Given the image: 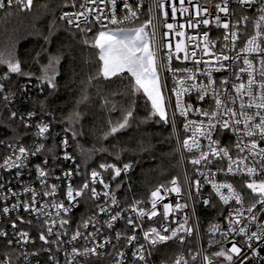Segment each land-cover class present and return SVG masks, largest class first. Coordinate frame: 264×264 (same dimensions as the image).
Listing matches in <instances>:
<instances>
[{
    "label": "snow or ice",
    "instance_id": "1",
    "mask_svg": "<svg viewBox=\"0 0 264 264\" xmlns=\"http://www.w3.org/2000/svg\"><path fill=\"white\" fill-rule=\"evenodd\" d=\"M13 3L21 9H30L32 0H0V9H5L11 6ZM71 7L77 6V0H70ZM230 0H220V3L215 4L216 15L214 16L215 25L217 28L222 27L225 29V33L222 37V47L218 53L213 50L216 47V40L209 39V33H197L196 36H188L187 44L183 39L186 36L184 31L185 25L188 28H199L201 25L207 26L210 23V19L207 17L212 16L210 8L212 7L213 0H205V4H201L200 0H188V6L185 5V0H178L179 6H177V0H154L155 9L159 12L158 16L150 15L149 18L141 24L135 27H109V25H123L125 23H133L139 19V5L136 8L128 2L123 0V8L121 9L124 14L118 16L116 12L117 0H80L79 10L76 12H64L61 19L66 20L69 26V33L75 38L76 33L72 32V29H78L82 37V43L84 45H90L91 47L98 49L99 61L102 62L99 68V74L105 79H111L112 77H118L123 79V73H128L130 76L128 91L131 94L143 92L147 97V100L151 103V111L149 117H159V121L164 123H171L174 130L177 128L176 115L179 113L181 117L185 118L183 124L184 131L187 133L191 131L192 135L182 141L181 148L189 153H192L195 149L199 152V155L193 156L190 163L194 167V172L199 176L205 177L204 181L195 180L192 177L185 175L187 184V196L188 198H194L192 188L194 187L195 195H200V188L202 183L211 182L212 188L215 190V195L219 197V200L224 205H229L230 201H235V204L240 205V208L231 207L228 216L225 217L227 221V230H225L220 224H214L210 227V238L208 241L209 247L219 245V249L211 254H208L207 249L199 250L196 255H191V260L195 261L197 256L202 257L203 264H244V261L248 259V256L241 255L242 247L237 246L235 240H229L231 234L244 235L246 240L242 244H247L248 248L252 250L253 257L258 253L255 251L253 240L264 241V0H235V3L242 10L246 11L249 8H253L257 3L259 7L255 9V15H241L239 19L232 21V17L236 15L235 9L230 12L229 8ZM110 4L111 8L106 11L107 5ZM89 5H95L90 7ZM105 5V7H100ZM190 8L195 9L194 16L189 15L188 19L182 23L169 22V11H171V17L175 21L177 12L182 16L185 13H190ZM126 10V11H125ZM153 11L152 7L149 8V13ZM219 13L225 14V19H222ZM91 17V18H90ZM251 23L254 29L253 33L249 35L247 26ZM244 27L241 28L240 25ZM83 25V26H82ZM99 25L100 30L89 38V33L93 32V29ZM231 25V28H230ZM166 29V31H162ZM170 34H174L181 39L173 45L169 39ZM203 36V41L197 40L198 36ZM243 39V46L239 49L235 56H229L227 51H235L237 47V41ZM196 40L194 49H198L202 56H213L214 62L217 65L215 69L211 68L212 61H205L201 58H197V51H189V45ZM201 43L203 47H201ZM180 53H183V60L187 61L191 59L195 66L204 64L206 69L202 72V75L206 78L207 83H196L201 70L199 67L194 68H172V61L175 57L176 60H180ZM243 54V56H241ZM39 55V54H38ZM59 56L50 57L47 66L43 68V74L38 79L41 84H46L48 87L55 88V65L59 63ZM243 60V64L237 63V61ZM232 61L227 65L224 61ZM254 60H258L260 67L256 68ZM0 66L6 67V72L0 75V97H2L3 103L6 106L12 97L14 92L9 89L5 91L6 82L10 81L13 74L20 76H28L31 78V73H25L22 71L21 64L18 60L12 57L5 58L0 54ZM238 69V71H237ZM231 70V77L222 79L217 85L213 79L212 71ZM165 72L172 73L173 86L171 93L175 95V104L172 105L171 95H165V90L168 89L167 78L164 77L162 82V76ZM183 73L182 78H178L177 74ZM247 74V80H244L242 74ZM259 74L260 79L257 80L256 74ZM89 79H92L90 77ZM191 81V83H188ZM196 92V100L198 102H205L208 99V107H196L194 108L191 103H186L184 100L185 95H191ZM246 98V99H245ZM88 97L85 94L81 96V102L87 101ZM107 104V99L105 100ZM172 108L171 119L169 118V108ZM206 118V121L202 119L199 123L193 120H189V113ZM35 112H29L27 119L21 115L19 117L21 123L25 128L29 127L28 121L35 115ZM11 117L16 118L17 112L12 111ZM80 118L79 112H74L69 119L78 121ZM134 109L132 106L122 110L121 119L111 124L110 130L106 133L105 138L108 135H114L128 127L134 122ZM158 121V122H159ZM38 128L37 135L45 137V134L49 132L48 123H40L36 125ZM219 129L231 130L235 135V143L229 146H221L219 139H213L212 133L218 132ZM77 133H73L76 135ZM204 137L209 141L208 151H204L200 141L197 137ZM191 141V142H190ZM65 148L68 146V141H63ZM10 150V154L7 155L3 163L0 164V169H17V176L21 174V170L27 167L29 156L38 154L45 148L44 144H39L34 150L29 149L19 140H13L7 145ZM233 149L235 153L233 155ZM214 158H218L220 162L227 160V168L219 167L217 170L222 172L225 176L223 182H214L209 180V176H214L215 173H211V166L214 163ZM64 159L70 160L72 157L65 152ZM45 163L47 161L45 160ZM131 165L125 164L123 168L116 167L114 164L101 163L99 168L104 173L112 170L114 175L111 179L114 181L121 175L122 172H127ZM201 168L208 169L207 172L202 171ZM38 178L43 185L42 193H38L35 189L25 187V193H31L30 201H20L19 193L12 192L11 189L8 193L11 196L17 197L16 203L11 206H4L0 210V215L8 216L11 212H19V209L23 207L25 212L30 215H35L37 221H43L39 224L40 234L39 239L44 244L57 245V251H59V245L64 243L60 237L66 235V232L55 231L57 225L61 229L69 223L65 218L66 214L74 206L73 202H79L78 198L87 195L92 200H99L103 195L111 201V205L119 207L118 201L110 189V184L106 182L105 176L101 171L92 169L90 178L87 177L83 184L77 188H73L71 183L68 184L65 196L68 201V205L65 206L63 201H57L53 199L50 203L45 201L36 207L38 200L37 197L42 195L44 197H55L57 192V185H52L51 188L47 186L46 172L40 165L36 166ZM80 168L77 166V173L79 174ZM243 177L248 176L250 179L245 181L244 184L247 189H250L252 193L256 194L254 202L249 203L246 211L249 213L248 217H244V196L242 192L238 190L233 183L228 181V176ZM65 178L69 181L72 176V172L64 173ZM256 177H259L257 182ZM103 186L105 191L98 192L96 185ZM172 187L161 184L150 193L149 203L151 208L145 210L142 207H138L142 201H136L130 206V210L137 215L136 222L131 216L127 218V224L132 226V231L135 233L136 228L141 227L143 224V218L147 216L148 220L153 217L160 216L163 221L158 222V227H149L143 231L144 240L152 247L157 244L163 243L169 240H178L183 243L185 235L190 236L193 233V227L189 226L187 216L182 221H169V216L174 211L182 210L188 207L187 203H179L178 201L173 206L171 203H162L167 193H181V186L177 183L176 179L171 181ZM4 188L3 184H0V190ZM227 190V194L222 191ZM162 191L165 195H162ZM0 198L4 200L9 199L8 194H3ZM211 198V194H210ZM107 202V201H106ZM204 204L209 203V199L203 200ZM158 204L162 211H158ZM259 204L260 208L256 211V205ZM49 208L56 209L53 214L49 211ZM100 213H108L110 219L105 221L107 226L111 228L113 223L119 219H122V211H117L115 215H111V208L97 205ZM61 211L65 214L61 215ZM17 220L21 223H25L23 217L17 215ZM92 219L83 221L81 225L77 226L76 232L71 236V241H76L81 235L80 227L87 228ZM31 224L32 221H26ZM175 223V228L171 227V224ZM255 227V231H251L252 227ZM17 225L15 221H12V228L16 229ZM46 232V234H45ZM99 228H97V233ZM167 233V234H165ZM184 233L185 235H180ZM219 234V239H216V234ZM17 236V243L28 244L31 242L29 233L27 231L15 232ZM96 233H89V236L95 237ZM0 236H7V233L0 231ZM55 236V240H49V237ZM124 237L127 245H131L133 241H137L138 237L133 234L128 236L126 233L117 232L116 239L120 240ZM86 239L88 237H85ZM12 240L8 241L11 245ZM105 244L111 243L109 239H105ZM231 243V248H227L224 245ZM97 247L103 248L104 244L94 246L92 248L85 247L82 251L73 246L71 253H65L71 256V259L67 261V264H79L77 260L78 256H90L100 255L97 253ZM115 248V245L113 246ZM51 251V249H48ZM145 245L138 244L135 250L132 252V256L139 261H145L146 257ZM37 253H21L24 258V264H29L27 257L29 255H36ZM150 254V253H149ZM116 255L119 259L116 260V264H124L125 253L117 251ZM237 258V259H234ZM50 260L54 264H58L55 256H50ZM0 264H13L11 257L8 260H0ZM175 264H189V261L185 258L183 253L175 259Z\"/></svg>",
    "mask_w": 264,
    "mask_h": 264
},
{
    "label": "built area",
    "instance_id": "2",
    "mask_svg": "<svg viewBox=\"0 0 264 264\" xmlns=\"http://www.w3.org/2000/svg\"><path fill=\"white\" fill-rule=\"evenodd\" d=\"M34 0H32L33 3ZM63 1V8L60 12V19L64 12H76L79 10V2L80 0H77V6L75 8L71 7L70 0H62ZM128 2L133 6V8H136L139 5V12L138 16L139 19L136 20L133 23H125L123 25H109V27H129V26H137L138 24L143 23L146 21L150 15L152 16H158L159 12L155 9L154 6V0H128ZM201 4H205V0H200ZM220 3V0H213L212 7L210 8V11L212 12L211 17H207L210 19V23L207 26L201 25L199 28H188L187 25H185V33L186 36L183 38L185 40V43L187 44V37L188 36H196L197 33H203L208 32L209 33V39L216 40V47L213 50L215 53H218L220 48L223 46L221 41L223 34L225 33V29L222 27L217 28L215 25L214 16L216 15V9L215 4ZM167 4V0H166ZM185 5L188 6V0H185ZM16 6L15 3H13L11 6L7 8H11ZM90 7H95V5H89ZM177 6L178 0H177ZM205 6H207L205 4ZM100 7H105V5H100ZM152 7L153 11L149 13V8ZM259 7V4L257 3L253 8H249L246 11L242 10L240 7L237 6L235 3V0H230L229 8L230 12L235 9L236 15L232 17V21L235 22V20L239 19L241 15H255V9ZM5 9H0V13H2ZM111 8V5L108 4L106 7V11ZM123 8V0H117L116 5V12L118 16H122L124 12L121 11ZM126 11V10H125ZM169 11V22L172 23H182L185 22L189 15H193L195 13L194 8H190V13H185L183 16L177 12L176 20L174 21L171 17V11ZM222 19H225L224 13H219ZM91 18V17H90ZM64 22L66 20L61 19ZM67 23V22H66ZM99 27V25H97ZM241 28L244 27L243 24L240 25ZM231 28V25H230ZM247 30L249 35H251L254 31L252 24L249 23L247 26ZM162 31H166V29H162ZM169 39L175 45L181 38L176 37L174 34H170ZM197 40L203 41V36H198ZM196 40L192 42L191 45H189V51L196 50L197 51V58H201L205 61H212L213 63L210 65L211 68L215 69L217 65L214 62L213 56H202L200 54V51L198 49H194V45L196 44ZM243 46V39L237 41V47L235 51H227V54L231 56H235L236 53L239 51V49ZM201 47H203V44L201 43ZM183 53H180L181 59L176 60L175 57L172 61V68H194L199 67L201 70L199 73H197L198 79L196 83H200L201 81L204 83H207L206 78L202 75V72L206 69V66L204 64H200L199 66H195L193 61L191 59L185 61L183 60ZM243 56V54H241ZM229 63H232V61H224V64L227 65ZM239 64H243V60L237 61ZM254 65L256 68H259V62L258 60H254ZM238 71V69H237ZM5 72H2L0 70V75L4 74ZM183 73H178V78L183 77ZM213 79L216 81L217 85L219 82L227 77H231V79H235L234 76L231 75V70H221V71H212ZM244 77V80H247V74H242ZM164 77L167 78L168 83V89L165 90L166 98L167 96L171 95L172 97V105L174 107L175 104V95L171 93V88L173 86V80H172V73L171 72H165L162 76V82ZM257 80L260 79L259 74H256ZM188 83H191L189 81ZM44 84H41V82H32V81H26L22 82L19 85L20 89H17L15 86L11 85L8 82L5 84V91L7 92L9 89H11L12 92L15 93V95L12 97L10 102L6 105L8 108L10 119L15 120L19 123L20 127H23L21 130L20 127H11L13 131V135L15 136V140H19L20 143L24 144L29 149H35L39 144H44L45 148L41 150L38 154L34 156H29L27 167H25L23 170H21V174L17 176V169H0V184L4 185V188L0 190V196L3 194H8L9 199L4 200L0 198V210L4 206H11V204L16 203L17 197L11 196L8 193V190L11 189L12 192L19 193V200L20 201H30L31 200V193H25L24 188L30 187L35 189L38 193H42L43 185L41 184L40 179L38 178L36 166L40 165L46 172H48L47 176V186L48 188H51L52 185H57V192L55 197H44L42 195L37 197L38 203L36 207H40L42 203L45 201H48L49 203L55 199L57 201H63L65 206L68 205V201L66 199L65 193L68 187V184L71 183L73 188H77L81 186L87 177L90 178V173L92 171H85L81 165V163L78 160V157L73 153L72 151V145L67 137V135H63V137L60 140H56L53 138L52 135V128L50 123L40 115L35 109H23V103L22 99L26 95H32L34 92H39L42 90ZM196 92L193 91L191 95H185L184 100L186 103H191L194 108L196 107H208V99L206 98L205 102H198L196 100ZM29 99V98H28ZM246 99V98H245ZM0 102H3L2 97H0ZM16 111L17 117L12 118L11 112ZM29 112H35L36 114L31 118V120L28 121L29 127L25 128L24 125L21 123L19 117L23 115L27 119V114ZM171 112L172 108H169V118L171 119ZM176 124L177 128L176 130L173 129L171 123H165V125H170L173 132L174 137L176 141L177 151L180 159V167H181V175L180 176H174L170 181L165 184L169 188L172 187L171 181L173 179L177 180V183L181 186V193L178 195L176 193H165L162 191V195H165V199L162 201V203H171L173 206L178 201L179 203H187L188 207L179 210L174 211L169 216V221H182L185 216L189 218L188 224L189 226L193 227V233L188 236L184 233H180V235H185V240L183 243H180L178 240H169L165 241L163 243L157 244L155 247L150 246L143 238V230H147L149 227H158V222H163L161 220L160 216L153 217L151 220H148L147 216L143 218V224L141 227L136 228L135 233L132 231V226L127 224V218L129 216L132 217V219L136 222L137 221V215L135 212H132L130 210V206L136 202V201H142L138 207H142L145 210L151 208V204L149 203L150 199V193L155 188L159 187L160 185H157L153 187L147 197L139 198V199H126L124 198L116 189V182L122 179H126L127 176L130 174L131 169L133 167L132 162H126L123 164H117L113 162H108L107 164H114L116 167L123 168L125 164L131 165L129 170L125 173L122 172L119 177L116 178V180H112L111 177L114 175L112 170H109V172L104 173L103 170L99 168V164L96 168L98 171H101L102 175L105 176L106 182L110 184V189L112 193H114L119 207L116 205H111V201L108 200L103 195L100 196L99 200H92L87 195L82 196L78 198L79 202L76 203L73 202L74 206L71 208V210L66 214L65 218L68 219L69 223L64 226L63 229L57 225L55 231L60 232H66V235H62L60 239L64 242L61 245H59V251H57V245L55 244H44L43 241L39 239L40 234V228L39 224H42L43 221H37L35 215H30L28 212H25L23 207L19 209V212H11L8 216H2L0 215V231H4L7 233V236H0L6 244L8 245L9 251L4 255L0 256V260H8L9 257H11V260L13 261V264H24V258L21 255V253H37L36 255H29L27 257V260L29 264H43L44 259L47 258L52 264L54 262L49 259L50 256H55L56 261H58V264H67V261L71 259V256L66 255L65 253H71V250L73 246H75L79 250H83L85 247L92 248L94 246L104 244L103 248L97 247V253H100V255H90L87 257L84 256H78L77 260L79 261V264H116V260L119 259V257L116 255L117 251L124 252L125 253V259L124 264H175V259L177 256H179L181 253L185 256V258L189 261V264H203L202 257L197 256V259L195 261L191 260V255H196V253L201 249H207L208 254H211L212 252H215L219 249V245H214L212 247H209L208 241L210 238L209 229L214 224H220L225 230H227V221L225 220V217L228 216L229 211L231 210V207L240 208V205L235 204V201H230L229 205H224L222 201L219 200V197L215 195V190L212 188L211 182L202 183V186L200 188V195H195V188H192V193L194 198H188L187 196V184L185 180V175L192 177L193 181L195 180H201L204 181L205 177L199 176L197 173L194 172V167H201V166H193L190 163V160L193 156L199 155V152L195 149L192 153L187 152L186 150H182L181 144L182 141L186 138L191 137L192 133L191 131L185 132L183 128V124L185 122V118L181 117L179 113L176 115ZM189 120L196 121L199 123L202 119L206 121V118L195 115L194 113H189L188 118ZM40 123H48L49 124V132L45 134V137H40L37 135L38 128L36 125ZM200 141V144L203 147L204 151H208V144L209 141L205 139L204 137H197ZM213 139H219L221 146H229L231 144L235 143V135L232 133L231 130L228 129H219L218 132L212 133ZM67 139L68 146L65 148L63 141ZM13 139H9L3 131H0V164L3 163L4 158L10 154V150L7 148V145L12 142ZM191 142V141H190ZM261 146H264L262 144ZM65 152H67L72 159L66 160L64 159ZM235 153V149H233V155ZM45 160L47 163H45ZM77 166L80 168L79 174L77 173ZM219 167L227 168V160L220 162L218 158H214V163L211 166V173H215L214 176H209V180L214 182H223L225 180V176L222 172H219L217 169ZM202 171L207 172L208 169L201 168ZM72 172V176L70 181L65 178L64 173L66 172ZM228 181L233 183L234 186L242 192V195L244 196V217H248L249 213L246 211V208L249 203L254 202L256 199V194L252 193L250 189H247L244 182L248 181L250 178L248 176H237L232 177L231 174L228 176ZM257 182H259V177H256ZM98 192L105 191L103 189V186L100 184L96 185ZM225 194H227L226 189H222ZM211 194V198H210ZM209 199L208 204H204L203 200ZM107 201V202H106ZM101 205L104 207H110L111 208V215H115L117 211H122V219L117 220L113 223V226L109 228L105 221H108L110 219V215L108 213H100L99 209L97 208V205ZM260 208V205L257 204L256 208L253 209V211H256ZM49 211H51L53 214L55 213L56 209L49 208ZM158 211H162L160 208V205L158 204ZM17 215L23 217L25 223H21L20 220H17ZM61 215L64 216L65 214L61 211ZM89 218L92 219V223L89 224L87 228L80 227V231L82 235L76 240L71 241V236L76 232L77 226L81 225L83 221L89 220ZM31 220L32 223L28 224L26 221ZM12 221L16 222V229L12 228ZM177 225L175 223L171 224L172 228H175ZM97 228H99V232L97 233ZM255 227L253 226L251 228V231H255ZM19 231H27L29 233V237L31 238V242L28 244H22L17 243V236L14 235L15 232ZM122 232L126 233L128 236H131L135 234L138 237L137 241H133L131 245H127L126 240L122 236L120 240L116 239V233ZM89 233H96L95 237L89 236ZM46 234V232H45ZM167 234V233H165ZM85 237H88L87 239ZM216 239H219V234L217 233L215 236ZM56 237L52 236L49 237V240H55ZM105 239H109L111 243L105 244ZM247 238L244 235H235L231 234L229 236V240H235L237 242V246L242 247L241 255H247L248 259L244 261V264H264V241H257L253 240L251 243L254 246L255 251L258 253L257 256L253 257L252 250H250L247 246V244H242L243 241H245ZM12 240V244L9 245L8 241ZM138 244H144L145 245V261H139L138 259L134 258L132 256V252L135 250V248L138 246ZM115 245V248L113 247ZM227 248H231V243H228L224 245ZM48 249H51L49 251ZM150 253V254H149ZM191 253V255H190ZM234 259H237L234 257ZM75 264V262H73ZM237 264H239V260H237Z\"/></svg>",
    "mask_w": 264,
    "mask_h": 264
},
{
    "label": "trees",
    "instance_id": "3",
    "mask_svg": "<svg viewBox=\"0 0 264 264\" xmlns=\"http://www.w3.org/2000/svg\"><path fill=\"white\" fill-rule=\"evenodd\" d=\"M62 8V0H34L30 9L14 6L0 13V54L18 60L22 71L31 73V78L13 74L9 83L20 89L22 82H40L38 78L49 58L59 56L56 87L44 84L41 91L26 95L23 109L33 108L45 117L54 139L67 135L85 171L100 163L132 162L130 174L116 182V189L129 200L147 197L153 187L181 175L174 132L159 117L148 118L151 103L142 91H128V73L122 74L123 79H105L99 74L102 62L98 49L84 45L78 29H72L76 33L73 38L69 26L59 17ZM99 30L96 26L89 38ZM0 70L6 72V67L0 66ZM85 93L88 99L81 102ZM129 106L134 109V122L105 138L111 124L121 119L122 110ZM74 112H79L78 121L69 119ZM11 127L20 126L10 119L7 106L0 102V131L15 140ZM8 251L0 238V256ZM43 264L52 263L45 258Z\"/></svg>",
    "mask_w": 264,
    "mask_h": 264
},
{
    "label": "rangeland",
    "instance_id": "4",
    "mask_svg": "<svg viewBox=\"0 0 264 264\" xmlns=\"http://www.w3.org/2000/svg\"><path fill=\"white\" fill-rule=\"evenodd\" d=\"M129 27H134V26H129Z\"/></svg>",
    "mask_w": 264,
    "mask_h": 264
}]
</instances>
